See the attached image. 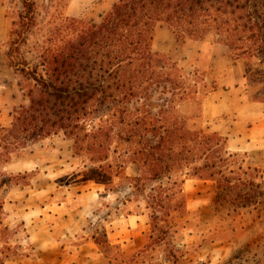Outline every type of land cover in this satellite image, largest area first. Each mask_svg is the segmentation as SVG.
<instances>
[{
	"label": "rangeland",
	"instance_id": "1",
	"mask_svg": "<svg viewBox=\"0 0 264 264\" xmlns=\"http://www.w3.org/2000/svg\"><path fill=\"white\" fill-rule=\"evenodd\" d=\"M116 1L34 0V19L16 47L23 1L0 0V127H10L14 110L28 104L34 82L20 68L45 73L40 56L63 21L99 23ZM215 40L213 33L204 39ZM179 55L178 48L170 58L176 70L152 85L148 100L126 107H144L155 119L168 102L170 113L185 117L177 134L185 160L154 180L135 140L126 143L111 135L101 162L75 153L61 132L19 148L2 167L20 177L0 193V264H264V179L254 171L264 170V142L259 136L243 143L246 150H227L222 132L242 129L228 117L216 118L222 130L210 129L202 112L210 86L204 88L200 75L191 74L204 73L194 70V59L173 62ZM177 86L173 94L162 93ZM179 97H184L180 107ZM88 124L96 128L97 118ZM212 133L219 137L217 146L216 138L208 141ZM194 147L199 152L188 153ZM210 148L225 162L211 167ZM160 167L158 172L165 171ZM249 181L261 187L251 193Z\"/></svg>",
	"mask_w": 264,
	"mask_h": 264
},
{
	"label": "trees",
	"instance_id": "2",
	"mask_svg": "<svg viewBox=\"0 0 264 264\" xmlns=\"http://www.w3.org/2000/svg\"><path fill=\"white\" fill-rule=\"evenodd\" d=\"M22 1L16 47L35 15L34 0ZM158 25H165L180 44L204 40L213 33L235 60H243L246 81L261 86L259 96L264 102V0H117L99 23L76 18L63 21L40 56L44 74L27 66L20 68L34 85L28 90V104L14 110L10 127H0V193L20 177L2 170L11 154L58 132L72 140L75 153L84 152L98 162L111 135L126 143L135 140L143 166H148V172L155 171L154 180L185 160V148L177 136L185 117L176 109L177 114L170 113L168 102L156 111L155 119L144 107H126L134 100H148L152 85L176 70V64L152 50ZM200 83L207 87L201 78ZM176 89L162 93L173 94ZM92 118H97L96 128L89 127ZM123 131L127 136L123 137ZM215 138L217 146L216 133L208 141ZM199 150L194 147L188 153ZM208 152L211 167L225 162L220 152L211 148ZM107 158L106 153L103 159ZM157 166L165 171L158 172ZM207 167L205 163L203 168ZM254 171L264 179L263 169ZM247 187L253 193L261 184L249 181ZM2 208L0 197V214Z\"/></svg>",
	"mask_w": 264,
	"mask_h": 264
},
{
	"label": "crops",
	"instance_id": "3",
	"mask_svg": "<svg viewBox=\"0 0 264 264\" xmlns=\"http://www.w3.org/2000/svg\"><path fill=\"white\" fill-rule=\"evenodd\" d=\"M160 34L165 36L163 40L157 39ZM159 41L160 46L156 48ZM178 48L179 58L173 62H192L191 59H194V70L201 68L204 73L191 74L200 75L206 85L214 86V89L206 93L202 102V112L210 129L213 132L222 130L215 124L218 117H228L232 119L231 124L236 129H242L235 132L229 128L222 132L225 134L227 150H246L243 143H251L259 136L260 141L264 142V102L259 96L261 86L247 83L242 63L231 59L228 48L223 43L214 41L210 44L204 40H187L180 44L165 25L155 29L152 41L154 52L171 61L170 58ZM183 102L177 106L180 107ZM258 130L262 132L259 133ZM244 131L249 133L244 136ZM232 142L238 145L232 146ZM260 147L264 148V144ZM187 180H183L182 185Z\"/></svg>",
	"mask_w": 264,
	"mask_h": 264
}]
</instances>
